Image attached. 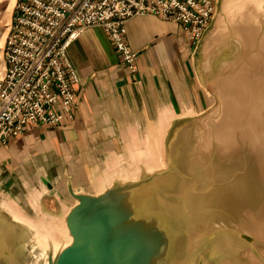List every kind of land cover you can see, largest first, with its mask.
Instances as JSON below:
<instances>
[{
    "label": "crops",
    "instance_id": "crops-1",
    "mask_svg": "<svg viewBox=\"0 0 264 264\" xmlns=\"http://www.w3.org/2000/svg\"><path fill=\"white\" fill-rule=\"evenodd\" d=\"M125 27L137 52L135 72L121 65L100 26L85 28L67 49L78 76L72 118L31 125L0 146L1 194L26 218H61L73 201L67 177L75 190L91 191L141 157L156 160L170 119L209 103L195 73L194 45L178 24L147 14Z\"/></svg>",
    "mask_w": 264,
    "mask_h": 264
},
{
    "label": "water",
    "instance_id": "water-1",
    "mask_svg": "<svg viewBox=\"0 0 264 264\" xmlns=\"http://www.w3.org/2000/svg\"><path fill=\"white\" fill-rule=\"evenodd\" d=\"M217 1L192 53L196 76L209 96L207 106L170 119L164 131L161 155L156 160L141 157L132 165L108 173L91 191L75 190L67 177L66 189L73 201L59 219L26 218L9 206L0 190V264H224L228 258L222 262L224 257L213 253V248L216 240L229 236L243 248V264H249L248 256L264 264V253L255 236L231 223L227 222L225 227L220 222L194 237V230L203 229L208 215L216 216L220 210L216 204L207 207L200 201L187 204L186 197L181 196L203 198L222 186L218 181L202 185L198 174L189 171L191 152L203 151L207 125L217 120L218 82L247 54L233 32L234 24L241 20L240 14L232 27L236 40L225 42L228 45L223 44L225 47L217 54H209L207 61L199 64V47L214 21ZM222 40L218 35L208 43L214 46ZM227 54H230L228 59ZM221 61L226 68L213 79L214 86H210L205 80L206 70H215ZM212 103H215V115L209 120L206 112L213 107ZM160 160L164 166H157ZM55 223L59 229L54 227ZM63 224L71 238L66 245ZM41 235L46 236L45 241H41Z\"/></svg>",
    "mask_w": 264,
    "mask_h": 264
},
{
    "label": "built area",
    "instance_id": "built-area-1",
    "mask_svg": "<svg viewBox=\"0 0 264 264\" xmlns=\"http://www.w3.org/2000/svg\"><path fill=\"white\" fill-rule=\"evenodd\" d=\"M213 12L214 0H15L2 49L0 146L31 125L72 118L78 76L67 49L85 28L100 26L121 65L135 72L128 19L149 14L174 22L194 45Z\"/></svg>",
    "mask_w": 264,
    "mask_h": 264
},
{
    "label": "bare ground",
    "instance_id": "bare-ground-1",
    "mask_svg": "<svg viewBox=\"0 0 264 264\" xmlns=\"http://www.w3.org/2000/svg\"><path fill=\"white\" fill-rule=\"evenodd\" d=\"M247 1L256 6L257 16L250 11L241 13V20L233 28L247 54L218 82L217 120L207 125L203 151L195 149L190 158L192 166L190 164L189 171L198 174L202 185L218 181L222 186L203 198H190L188 194L181 196L186 197L187 204L200 201L207 207L216 204L220 210L213 216L208 209L203 229L194 230V237L217 227L215 224L220 222L228 227V222L254 235L264 253V0ZM232 2L230 7H241L245 1L228 0L224 7ZM255 16L257 25L251 23ZM40 239L45 241L46 236L41 235ZM70 240L69 236L64 245ZM53 242L56 249L58 243ZM234 242L230 236L215 242L213 253L224 257L222 262L228 258L224 264H243L245 261L241 252L243 248ZM248 262L262 264L251 256H248Z\"/></svg>",
    "mask_w": 264,
    "mask_h": 264
},
{
    "label": "rangeland",
    "instance_id": "rangeland-1",
    "mask_svg": "<svg viewBox=\"0 0 264 264\" xmlns=\"http://www.w3.org/2000/svg\"><path fill=\"white\" fill-rule=\"evenodd\" d=\"M215 1V0H214ZM228 0H218L217 4H216V13H215V17H214V21L211 25V27L209 28V30L207 31L206 35L204 36L200 47H199V57H198V62L199 64H201V62L203 60H205V62L207 61V58L209 57V54L211 55H215L217 54L223 46V44H227L225 42H230L231 40L235 41L236 39L233 36L232 33V27H233V22H237V20L240 19V14L244 13V12H251L254 16V13H256L257 16V10H256V6H254L251 1H247L244 0V4L241 7H230L232 3H229L228 6L225 7L224 9V2H226ZM230 1V0H229ZM10 0H0V39L2 40L1 44H0V77L3 73V57H2V49H3V45H4V41H5V37L7 35L8 32V27L10 25V20H11V16L13 15L14 12V3H9ZM231 8V9H230ZM259 12V11H258ZM252 17L253 23L256 24V22L258 21L257 18ZM261 17V16H260ZM263 17V16H262ZM220 35L222 40V43L214 45L211 44L209 45V40L214 37V36H218ZM228 45V44H227ZM226 49V48H225ZM210 55V56H211ZM225 58H230V54L225 55ZM217 61V57H215L214 62ZM226 68V64L223 63V61H221L219 63V65L215 68V70H206L208 73V76H205V80L210 83V86H214V80L215 78L218 77V75L223 73V70ZM217 69H219V71H217ZM214 79V80H213ZM213 80V81H212ZM213 82V83H211ZM212 88V87H211ZM213 89V88H212ZM213 107H211L209 109V111H207V115L210 116V119H212V116L215 115V103H212ZM211 105V106H212ZM205 113V114H206ZM213 113V114H212ZM158 165L161 167L164 165V161L160 160ZM58 224V223H55ZM56 229L60 228L58 225L54 226ZM63 231L66 235L67 241L69 239V236L67 234V231L65 230V226H62Z\"/></svg>",
    "mask_w": 264,
    "mask_h": 264
}]
</instances>
